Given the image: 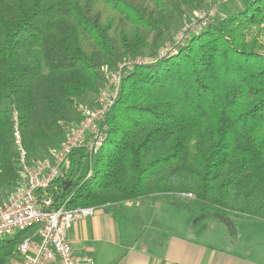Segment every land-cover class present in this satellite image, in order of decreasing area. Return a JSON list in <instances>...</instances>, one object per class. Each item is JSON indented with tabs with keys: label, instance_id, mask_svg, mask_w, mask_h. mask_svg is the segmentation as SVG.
I'll return each mask as SVG.
<instances>
[{
	"label": "trees",
	"instance_id": "16d2710c",
	"mask_svg": "<svg viewBox=\"0 0 264 264\" xmlns=\"http://www.w3.org/2000/svg\"><path fill=\"white\" fill-rule=\"evenodd\" d=\"M207 4L0 0L3 195L20 179L15 127L30 162L48 155L78 124L79 108L94 105L105 68L153 54L171 35V16ZM100 126L103 145L73 150L46 187L54 205L113 211L181 196L198 213L264 222V0H242L189 34L175 54L128 70ZM24 235L0 239V264L18 258Z\"/></svg>",
	"mask_w": 264,
	"mask_h": 264
},
{
	"label": "built area",
	"instance_id": "2783aa9c",
	"mask_svg": "<svg viewBox=\"0 0 264 264\" xmlns=\"http://www.w3.org/2000/svg\"><path fill=\"white\" fill-rule=\"evenodd\" d=\"M213 7L194 12L189 20L184 19L178 32L159 45L153 54L125 58L112 71L105 68L104 85L95 99L96 107L83 104L79 108L81 119L78 124L48 155L30 162L15 127L20 179L6 199L0 200V239L18 232H25V235L16 247L18 258L10 264H94L87 252L74 253L66 232L75 221L92 215L96 207L68 209L63 204L54 205L46 187L65 172L61 166L73 150L85 148L94 153L103 145L106 133L100 123L115 101L122 75L137 64H148L175 54L189 33L196 32L214 15L216 9Z\"/></svg>",
	"mask_w": 264,
	"mask_h": 264
},
{
	"label": "crops",
	"instance_id": "0c3cea01",
	"mask_svg": "<svg viewBox=\"0 0 264 264\" xmlns=\"http://www.w3.org/2000/svg\"><path fill=\"white\" fill-rule=\"evenodd\" d=\"M113 211L96 207L72 224L66 236L74 253L87 252L94 264H264L263 252L228 237L236 231L225 228L231 218L197 213L181 196L155 195Z\"/></svg>",
	"mask_w": 264,
	"mask_h": 264
},
{
	"label": "rangeland",
	"instance_id": "374dc122",
	"mask_svg": "<svg viewBox=\"0 0 264 264\" xmlns=\"http://www.w3.org/2000/svg\"><path fill=\"white\" fill-rule=\"evenodd\" d=\"M241 2L242 0H208L207 6L208 7L214 6L213 8H215L216 10L212 17H215V16H221V15L228 14V13L235 11L240 6ZM191 11L187 10L184 14V17H182V19H179L177 16H174V15L171 16L170 22H169V27H170L169 35L170 34L174 35L178 32V30L182 26L181 22L183 19L189 20L193 17V13ZM191 33L192 32H190L189 34ZM171 35L170 36L167 35L165 39L162 40V43L160 44H163L165 41L169 40L168 38H170ZM84 104L89 105L88 102ZM95 105L96 103H94L93 106ZM67 162L68 161L62 164L61 166L62 170H64ZM86 169H87V161L86 159H84L83 162L80 164V169L77 171V173L83 174L86 172ZM6 196L7 195H3V191L0 190V199L4 200L6 199ZM193 210L198 213V211L195 208H193ZM231 220L233 222L232 225L230 224L226 225L225 228L227 229L228 232L231 228L236 229V231L232 235L228 234V237H232L233 239H238V241L241 242L239 244L241 246L243 245L247 246L248 244L250 246V249L252 248L258 251L260 250V252L264 253V222L255 221V220H246L244 218L234 217V216L231 217Z\"/></svg>",
	"mask_w": 264,
	"mask_h": 264
}]
</instances>
